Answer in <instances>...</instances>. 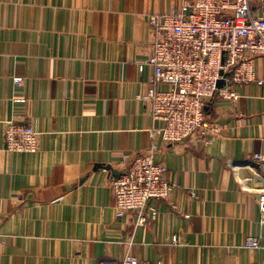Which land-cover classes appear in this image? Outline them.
<instances>
[{
	"label": "crops",
	"instance_id": "crops-1",
	"mask_svg": "<svg viewBox=\"0 0 264 264\" xmlns=\"http://www.w3.org/2000/svg\"><path fill=\"white\" fill-rule=\"evenodd\" d=\"M184 0H0V264H101L127 255L154 264H264L258 197L264 179L228 162L264 158V56L258 81L216 96L210 146L158 139V158L176 186L154 222L116 216L112 184L151 146L154 122L143 97L154 68L153 15ZM255 14L264 2L252 4ZM16 79H21L17 84ZM164 90L169 86H162ZM40 131L34 154L4 148L5 124ZM264 168V167H263ZM178 237V243H174ZM257 238L259 249L245 246Z\"/></svg>",
	"mask_w": 264,
	"mask_h": 264
},
{
	"label": "built area",
	"instance_id": "built-area-1",
	"mask_svg": "<svg viewBox=\"0 0 264 264\" xmlns=\"http://www.w3.org/2000/svg\"><path fill=\"white\" fill-rule=\"evenodd\" d=\"M264 0H184L182 8L170 13L153 15L152 53L140 63V71L152 66V87L142 101L146 104L154 125L150 129L149 151L131 157L112 184L116 216L134 215L135 226L154 222L158 209L152 201H166L176 186L168 180V165L158 158V139L176 145L194 138L210 146L220 126L207 119L209 103L219 96L224 100L239 98L236 86L258 81L255 60L264 56V11L255 14L252 4ZM222 82V84H220ZM20 84L21 79H16ZM162 86H169L164 90ZM40 131L33 125L13 121L5 124L4 148L10 153L34 154L39 149ZM239 171L242 167L256 171L264 169L262 154L250 156L243 163L228 162ZM258 173V174H257ZM247 190L256 194L261 223L264 224V179ZM4 243L0 237V246ZM178 243V237H174ZM245 246L261 247L257 238H248ZM101 264H154L127 255L123 260H107ZM162 264V263H158Z\"/></svg>",
	"mask_w": 264,
	"mask_h": 264
},
{
	"label": "rangeland",
	"instance_id": "rangeland-1",
	"mask_svg": "<svg viewBox=\"0 0 264 264\" xmlns=\"http://www.w3.org/2000/svg\"><path fill=\"white\" fill-rule=\"evenodd\" d=\"M220 84H222V82H220ZM248 239V238H247Z\"/></svg>",
	"mask_w": 264,
	"mask_h": 264
}]
</instances>
